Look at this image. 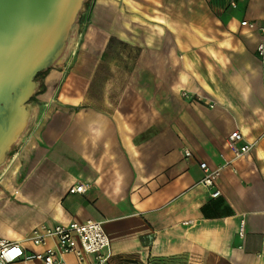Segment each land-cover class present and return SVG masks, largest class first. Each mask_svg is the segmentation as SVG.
Masks as SVG:
<instances>
[{
  "label": "crops",
  "instance_id": "crops-1",
  "mask_svg": "<svg viewBox=\"0 0 264 264\" xmlns=\"http://www.w3.org/2000/svg\"><path fill=\"white\" fill-rule=\"evenodd\" d=\"M82 14L0 170V238L41 252L55 242L33 245L36 226L93 219L107 264H264V0H89ZM234 130L253 143L237 158ZM200 161L221 167L216 197Z\"/></svg>",
  "mask_w": 264,
  "mask_h": 264
},
{
  "label": "water",
  "instance_id": "water-1",
  "mask_svg": "<svg viewBox=\"0 0 264 264\" xmlns=\"http://www.w3.org/2000/svg\"><path fill=\"white\" fill-rule=\"evenodd\" d=\"M83 3L0 0V157L15 142L11 128L28 123L37 73L62 61Z\"/></svg>",
  "mask_w": 264,
  "mask_h": 264
},
{
  "label": "built area",
  "instance_id": "built-area-1",
  "mask_svg": "<svg viewBox=\"0 0 264 264\" xmlns=\"http://www.w3.org/2000/svg\"><path fill=\"white\" fill-rule=\"evenodd\" d=\"M230 5L235 6L236 0H230ZM240 23L241 25H253L246 20H242ZM256 52L264 77V24L260 26V39L256 46ZM227 144L234 158L248 152L253 145L251 142H244L238 130H234L228 135ZM190 155L191 152L184 149V156ZM199 167L203 172L199 183L205 188L211 189V197L218 196L220 191L214 185L220 175L221 167L209 168L204 161L199 162ZM85 190L86 186L79 183L71 186L68 192L81 193ZM239 234L242 235V229L239 230ZM48 238L54 240L55 247H45L41 252H26L17 241L0 238V264L11 263L18 259L24 261L38 259L43 264H67L62 256L68 253L73 254L79 260L90 255L93 257L94 264L108 263L110 257L109 239L100 221L87 219L83 222L70 221L67 224H41L33 228L29 236V240L35 246L45 245Z\"/></svg>",
  "mask_w": 264,
  "mask_h": 264
},
{
  "label": "rangeland",
  "instance_id": "rangeland-1",
  "mask_svg": "<svg viewBox=\"0 0 264 264\" xmlns=\"http://www.w3.org/2000/svg\"><path fill=\"white\" fill-rule=\"evenodd\" d=\"M89 0H84V5L82 6L81 10L79 11L78 15H77V20L73 29V32L71 34L70 40H69V44L63 54V59L67 58L68 55L71 53L72 47L75 44L76 40L78 39V35H79V25L80 22L82 20V13H84V9L87 6ZM60 63V62H59ZM57 65V64H56ZM39 78V77H38ZM35 79V81L37 82V79ZM36 90H37V86L35 88V92L30 96V98L27 101V104L30 105L31 107L27 109V117L26 119L28 120V123L25 127V122L22 123L23 127L21 128V130L18 132V134L15 136V138L13 139L14 144H12L8 150V154L6 155V157L4 158V156L2 155V163L4 164H9L10 160L12 158L13 153L18 149L21 141L23 140V138L26 136V134L29 131V128L31 127L32 123L34 122V120L36 119V106H35V94H36ZM170 264V263H167ZM176 264V263H174ZM179 264V263H177Z\"/></svg>",
  "mask_w": 264,
  "mask_h": 264
},
{
  "label": "bare ground",
  "instance_id": "bare-ground-1",
  "mask_svg": "<svg viewBox=\"0 0 264 264\" xmlns=\"http://www.w3.org/2000/svg\"><path fill=\"white\" fill-rule=\"evenodd\" d=\"M23 123V122H22ZM22 123L21 124H19V125H14L11 129V132L9 133V135H12V140L15 138V136L18 134V132L21 130V128L23 127V125H22ZM9 130V129H8ZM6 133H7V131H6ZM5 133V134H6ZM12 140H9V141H12ZM14 159V158H13ZM17 160V159H16ZM16 163V162H15ZM14 165V164H13ZM7 168H8V164H4V163H2V158L0 157V170L2 171V172H4V171H6L7 170ZM8 172H9V170H8ZM5 174V173H4ZM7 174V173H6Z\"/></svg>",
  "mask_w": 264,
  "mask_h": 264
},
{
  "label": "trees",
  "instance_id": "trees-1",
  "mask_svg": "<svg viewBox=\"0 0 264 264\" xmlns=\"http://www.w3.org/2000/svg\"><path fill=\"white\" fill-rule=\"evenodd\" d=\"M46 70H47V69H46ZM46 70L37 73L36 78L42 76V75L46 72Z\"/></svg>",
  "mask_w": 264,
  "mask_h": 264
}]
</instances>
